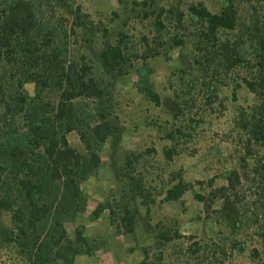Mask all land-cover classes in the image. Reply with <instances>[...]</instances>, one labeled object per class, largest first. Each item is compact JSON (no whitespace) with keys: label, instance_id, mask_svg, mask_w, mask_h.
<instances>
[{"label":"rangeland","instance_id":"374dc122","mask_svg":"<svg viewBox=\"0 0 264 264\" xmlns=\"http://www.w3.org/2000/svg\"><path fill=\"white\" fill-rule=\"evenodd\" d=\"M135 1L143 0H6L19 2L18 17L35 26L32 32H37L38 25L59 37L67 35L69 50L93 66L104 90L102 103L86 99L82 106L97 117L103 111L113 136L101 148L97 172L82 184L87 207L69 229L73 232L83 224L92 247H125L134 254V264L147 261L145 251L150 252V260L153 253H159L155 246L159 231L172 235L179 231L184 237L167 244L165 264H177V254L192 238L212 239L226 246L232 252L229 264H253L251 253L260 244L257 235L264 210L251 195V185L264 183V171H256L244 125L264 100L243 79L252 76L248 63L257 62L259 42L264 40V0H230L237 27L222 30L220 38L243 60L229 67L220 52L215 68L197 63L201 54L195 33L200 21L189 7L203 3L220 13L226 0H148L147 6ZM162 9L169 12L159 16ZM179 11L185 13L184 27L175 22L178 14L174 13ZM147 12L154 13L146 17ZM121 33L127 35L129 50L141 56L128 74L116 77L109 73L100 53ZM175 38L183 39L184 44L173 46ZM12 69L19 73L18 66ZM141 73L147 74L159 94V104L143 93ZM25 90L34 96L35 83H26ZM68 139L72 148L86 153L78 131L69 133ZM128 157L133 160L130 172ZM234 171L241 182L230 193L232 200H224L217 189L228 184L227 177ZM180 180L189 184L188 191L178 200H167V190ZM138 181L154 199L149 212L141 199L132 200L131 188ZM108 203L119 216L113 220L105 208L95 218L98 205ZM128 203L133 212L138 211L130 234L124 232L121 220V205ZM10 223V213L0 210V225Z\"/></svg>","mask_w":264,"mask_h":264},{"label":"trees","instance_id":"16d2710c","mask_svg":"<svg viewBox=\"0 0 264 264\" xmlns=\"http://www.w3.org/2000/svg\"><path fill=\"white\" fill-rule=\"evenodd\" d=\"M135 4L147 6L148 0L135 1ZM18 7L19 2L9 4L0 0V210L11 215L9 226L0 225V264H75L78 256L92 255L96 248L90 245L83 224L77 225L73 232L69 224L86 210L88 199L82 184L100 167L101 148L113 136V130L103 111L97 117L82 106L86 99L102 103L104 90L93 66L69 50L67 35L59 37L38 25L37 32H32L35 26H30L27 19H19ZM168 12L162 9L159 16ZM189 12L200 21L195 33L196 48L201 54L197 59L200 67L215 68L220 52L229 67L238 64L236 61L242 62V55L220 38L222 30L237 27L236 11L230 0H226L220 13L212 12L203 3L191 5ZM153 13L147 12L146 17ZM174 14H178L175 22L184 27L185 13ZM159 24L164 23L159 21ZM120 35L117 41L107 42L100 53L107 70L116 77L128 74L141 56L129 50L127 35ZM259 43L257 62L248 63L252 76L243 80L264 100V40ZM183 44V39H174L173 46ZM17 66L19 73L14 74L12 68ZM141 75L143 93L159 104L160 96L149 77ZM28 82L35 83L34 96L25 90ZM244 127L250 135L248 147L252 150L256 171H264V105L254 111ZM73 131L79 132L85 154L71 147L68 135ZM168 137L174 140L173 134ZM172 154L169 152V157ZM126 164L130 172L132 158L128 157ZM240 178L236 171L229 174L228 184L217 189L220 198L232 200L229 195L234 194ZM189 187L180 180L167 190L166 199H180ZM251 188V195L256 202L260 201L264 210V183L259 181ZM131 192L132 200L141 199L149 212L154 199L146 193L142 182L133 185ZM105 208L113 220L119 216L116 208L108 203L98 205L94 217L98 218ZM121 208L124 232L130 234L138 211L133 212L130 203ZM257 236L260 244L252 249V261L264 264V222ZM183 238L179 231L173 235L159 231L155 235L159 253H153L154 258L150 260V252L145 251L144 264H165L167 244ZM189 241L177 254V264L230 263L232 252L226 246L212 239Z\"/></svg>","mask_w":264,"mask_h":264},{"label":"crops","instance_id":"0c3cea01","mask_svg":"<svg viewBox=\"0 0 264 264\" xmlns=\"http://www.w3.org/2000/svg\"><path fill=\"white\" fill-rule=\"evenodd\" d=\"M83 261L86 264H134V254L127 252V248H121L119 245V248L98 249L87 258H83L82 255L78 256L75 264Z\"/></svg>","mask_w":264,"mask_h":264}]
</instances>
